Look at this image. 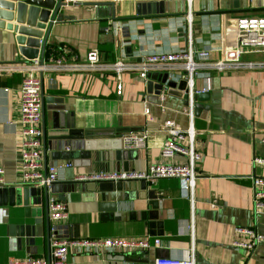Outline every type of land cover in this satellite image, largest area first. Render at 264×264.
<instances>
[{"label": "crops", "instance_id": "0c3cea01", "mask_svg": "<svg viewBox=\"0 0 264 264\" xmlns=\"http://www.w3.org/2000/svg\"><path fill=\"white\" fill-rule=\"evenodd\" d=\"M72 3L75 6L65 15L74 20L50 31L46 52L53 49L83 60L95 50L102 62L139 60L151 53L182 52L189 46L193 51H211L210 61H215L233 46L236 17L264 16V0L194 1L189 22L184 0ZM260 57L250 54L243 60ZM23 61L14 35L0 29V64ZM180 76V71L169 75L176 82L182 80ZM38 79L43 162L56 168L57 180L47 188V207L43 190L23 205L22 190L27 187L19 180L17 154L21 76L0 75V168L4 171L0 264L48 260L53 236L61 240L150 237L160 242L126 254L90 255L68 249L66 264H154L158 258H192L194 264H264V213L254 211L251 183V177L262 173L253 158L264 159V70H199L194 89L205 92L193 98L191 122L187 100L157 91L158 83L148 77L143 81L133 73L85 77L44 72ZM166 121L181 131L191 125L194 132L200 160L192 205L179 179H160L152 185L75 180L84 174L144 171L157 164L160 145L168 138L163 130ZM145 132V149L124 147L126 137ZM184 160L175 157L174 162ZM53 202L65 203V220H50ZM237 227L255 229L263 241L253 251L233 247L234 242L244 241L235 233Z\"/></svg>", "mask_w": 264, "mask_h": 264}, {"label": "built area", "instance_id": "2783aa9c", "mask_svg": "<svg viewBox=\"0 0 264 264\" xmlns=\"http://www.w3.org/2000/svg\"><path fill=\"white\" fill-rule=\"evenodd\" d=\"M73 2V0H69ZM94 4L103 2H117L121 0H78ZM188 6L186 20L191 19L190 6L194 1L184 0ZM232 42L230 49L222 51L218 60L210 61L209 50L193 51L189 46L185 51L172 53H151L139 60L121 59L113 62H102L97 51L92 50L85 54L83 60L76 57H67L65 53L50 56L39 65L38 60L0 64V75L21 76L19 88V117H18V173L20 182L27 189L43 190L49 188L57 180L56 168L45 166L43 162L44 148L42 142V100L41 85L38 74L51 73H78L88 77L91 74H106L120 77L126 73H133L141 80L146 81L152 73L182 72V80L186 81L188 93L187 106L192 120V103L195 95L205 90L194 89V75L201 69L217 72L229 70H264V16L236 17L233 20ZM68 54V51L67 53ZM250 54L260 55L258 60H243V56ZM163 130L168 138L160 145V161L144 171H117L109 173L84 174L76 177L77 182L110 184L120 182L141 181L149 185L160 179L174 178L183 182L186 199L194 202L196 187V166L200 155L194 149V132L190 125L187 130L181 131L171 121L163 124ZM148 134L129 136L123 140L126 149H145ZM175 157H182V163L174 162ZM253 165L260 167L262 173L251 177L253 191V208L255 213H264V159L254 157ZM66 167L69 165L66 164ZM3 169L0 168V188L3 187ZM50 220L63 221L67 218L64 202H53L49 207ZM235 233L244 241L234 242L233 247L246 251H253L263 241V236L255 229L237 227ZM159 240L145 237L141 239H79L61 240L52 237L50 241V258L48 260L27 258L23 260H9L7 264H66L68 249L76 253L90 255L126 254L133 251H145L151 246H158ZM154 264H194L193 259L176 260L158 258Z\"/></svg>", "mask_w": 264, "mask_h": 264}, {"label": "water", "instance_id": "95a60500", "mask_svg": "<svg viewBox=\"0 0 264 264\" xmlns=\"http://www.w3.org/2000/svg\"><path fill=\"white\" fill-rule=\"evenodd\" d=\"M71 3L69 0H18L11 2L0 0V29L14 35V41L18 46V52L23 58V62L38 60L39 65L43 63L50 31L56 26L74 20L73 16L65 15L68 9L75 6ZM148 79L158 83L155 87L157 91L163 90L168 95L182 97L187 100L188 93L185 80L173 81L167 73H153L148 75ZM42 132V142L43 147H45L43 123ZM46 191L47 188H44L45 207H47ZM40 193L41 191L38 189H23V205L27 206L30 201L29 198H35ZM46 219L48 220V217ZM46 225L48 232V222H46Z\"/></svg>", "mask_w": 264, "mask_h": 264}, {"label": "trees", "instance_id": "16d2710c", "mask_svg": "<svg viewBox=\"0 0 264 264\" xmlns=\"http://www.w3.org/2000/svg\"><path fill=\"white\" fill-rule=\"evenodd\" d=\"M45 52H46V50H45ZM57 54H58V53H57L56 51H54L53 49H51V50L49 49V50H47V52L45 53L47 59L50 58V56H53V57L55 56V57H56Z\"/></svg>", "mask_w": 264, "mask_h": 264}]
</instances>
